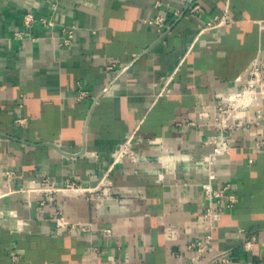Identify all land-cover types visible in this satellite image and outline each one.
I'll return each mask as SVG.
<instances>
[{
	"label": "crops",
	"instance_id": "crops-1",
	"mask_svg": "<svg viewBox=\"0 0 264 264\" xmlns=\"http://www.w3.org/2000/svg\"><path fill=\"white\" fill-rule=\"evenodd\" d=\"M192 2L201 16L187 0H0V170L14 172L0 198V264H264L254 108L237 114L215 170L234 205L212 229L200 216L214 104L264 55V0ZM224 6L228 20L204 28ZM155 15L168 30L146 23ZM130 137L140 161L114 159ZM45 178L83 190L27 193ZM210 230L191 263L187 244Z\"/></svg>",
	"mask_w": 264,
	"mask_h": 264
},
{
	"label": "built area",
	"instance_id": "built-area-1",
	"mask_svg": "<svg viewBox=\"0 0 264 264\" xmlns=\"http://www.w3.org/2000/svg\"><path fill=\"white\" fill-rule=\"evenodd\" d=\"M190 3L188 7V14L202 15V11L199 5L187 0ZM159 5V1L155 3ZM228 8L224 6L221 9L220 14H216L212 17L211 21H207L204 28H213L222 25L228 20ZM164 17L161 15H155L151 19L145 20L146 23L163 28L169 29V25L166 26ZM68 35H71V31H68ZM112 66H109L110 68ZM247 78L243 82L240 89H224L221 92L220 101L214 104L213 125L215 127V133L212 135L211 142L214 143L213 150L208 154L206 163L201 168V171L205 173L206 179L202 183L201 189L204 199L207 202V206L200 216L206 219L209 223L210 229L213 227V216L223 210L224 207H232L236 200L235 194L227 193L228 185L215 186V170L220 165L228 163V150L230 148L229 136L234 133L240 125H237V114L239 112H249L251 108H254L255 119L252 121L254 124H259L264 118V55L259 54L254 61L250 64L247 70ZM86 96L85 90H78L74 95V98L80 99ZM25 119H19L18 122L22 123ZM131 137L127 138L124 143L121 144L118 151L114 155V159H120L124 156H128L133 161L140 160V156L131 148H124L127 144L130 145ZM251 151L259 152L264 150V138L253 141L249 144ZM0 175L7 180V188L0 187V198L12 191L9 186V181L14 175V172L9 169L0 170ZM64 190H71L75 192L82 191L83 189L73 181H66L63 186H57L53 181L49 179H41L40 183H30L27 187V193L47 194L49 192H59ZM223 197H227L224 202ZM59 214V213H58ZM57 220V229L61 230L64 224L62 216L59 215ZM105 233H109V229H104ZM211 230L199 240L191 241L187 244L189 251H194L195 255L191 257V263H200L201 259L199 255L204 252L211 240ZM244 246L249 247V243L245 242ZM92 253H98V248L95 246L90 247ZM226 259V253L220 252L211 257L212 261Z\"/></svg>",
	"mask_w": 264,
	"mask_h": 264
},
{
	"label": "rangeland",
	"instance_id": "rangeland-1",
	"mask_svg": "<svg viewBox=\"0 0 264 264\" xmlns=\"http://www.w3.org/2000/svg\"><path fill=\"white\" fill-rule=\"evenodd\" d=\"M124 142H125V141H124ZM124 142H123V143H124ZM130 142H131V141H130ZM124 148L126 149V148H131V147H130L129 144H127ZM136 161H140V160L138 159V160H136Z\"/></svg>",
	"mask_w": 264,
	"mask_h": 264
}]
</instances>
